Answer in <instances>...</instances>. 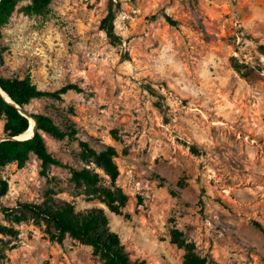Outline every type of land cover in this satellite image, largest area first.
Masks as SVG:
<instances>
[{
    "label": "rangeland",
    "instance_id": "rangeland-1",
    "mask_svg": "<svg viewBox=\"0 0 264 264\" xmlns=\"http://www.w3.org/2000/svg\"><path fill=\"white\" fill-rule=\"evenodd\" d=\"M25 4L3 29L0 75H29L46 91L79 86L26 109L74 124V139L44 134L49 153L127 200L113 213L69 169L44 172L35 156L2 168L0 204L12 210L0 212L12 231L0 233L3 263L103 264L69 235L53 241L54 226L23 209L67 202L104 208L132 260L184 264L175 228L206 264H264L253 225L264 227V0H53L35 17ZM81 142L115 149L116 188Z\"/></svg>",
    "mask_w": 264,
    "mask_h": 264
},
{
    "label": "trees",
    "instance_id": "trees-1",
    "mask_svg": "<svg viewBox=\"0 0 264 264\" xmlns=\"http://www.w3.org/2000/svg\"><path fill=\"white\" fill-rule=\"evenodd\" d=\"M53 0H1L0 1V42L3 38V29L9 23L10 18L21 3L23 5L19 11L28 17L45 16L50 11ZM112 10L104 22L114 21ZM171 21V20H170ZM174 23V22H173ZM108 36L114 40V27L111 24L107 28ZM264 53V47H261ZM2 60L0 57V67ZM0 88L17 106L12 105L0 94V120L4 119V136L19 138L30 128V120L22 115L17 107L26 108L35 100L61 101L63 96L71 91L82 92V89L75 84H69L57 91H46L40 89L27 75L24 78H5L0 75ZM36 119L35 134L26 140H6L0 142V172L2 168L15 164L23 168L31 157L38 158L43 167V171H48L52 166L69 169L72 172V180L85 185L111 212L120 214L121 208L126 204V197L120 190L98 187L99 178L97 174L89 169L76 170L55 158L47 149L44 134L52 138L63 141L66 138L74 139L77 134L75 125L70 123L66 126L58 124L52 117L44 113H32ZM83 152L92 156L96 164L103 168L111 180L112 187H115L119 177V170L114 162L116 151L112 147H107L100 153L91 149L87 143H80ZM7 192L6 183L0 177V198ZM30 212L42 217L52 224L56 230L51 234V239L59 243L63 242L69 235L74 240L94 248V252L100 255L103 264H145L144 261L132 260L125 250L119 235L113 232L109 226V217L104 208H91L83 212H75L74 207L67 203L45 204L44 206H26ZM0 212H12L11 209L2 208ZM264 235V227L259 222H253ZM12 231L7 227L0 226V233L6 234ZM172 243L185 251L184 264H206V259L201 258L195 252L193 244L188 243L181 236L177 229L171 230ZM3 251L0 249V264L3 263Z\"/></svg>",
    "mask_w": 264,
    "mask_h": 264
},
{
    "label": "water",
    "instance_id": "water-1",
    "mask_svg": "<svg viewBox=\"0 0 264 264\" xmlns=\"http://www.w3.org/2000/svg\"><path fill=\"white\" fill-rule=\"evenodd\" d=\"M1 1V0H0ZM0 94L5 98L6 101H8L9 103H11L12 105L14 106H17L13 101H11V99L2 91V89L0 88ZM5 94V96H4ZM19 112L24 115L25 117H27L29 120H30V128H31V120L34 121V128H33V135L35 134V130H36V119L32 116V114L26 109V108H20V107H17ZM29 128V129H30ZM6 140H22V139H19V138H14V137H2L0 138V142L1 141H6ZM26 140V139H25Z\"/></svg>",
    "mask_w": 264,
    "mask_h": 264
},
{
    "label": "bare ground",
    "instance_id": "bare-ground-1",
    "mask_svg": "<svg viewBox=\"0 0 264 264\" xmlns=\"http://www.w3.org/2000/svg\"><path fill=\"white\" fill-rule=\"evenodd\" d=\"M4 96H5V94H4ZM33 128H34V121L31 120V128L27 132H25L24 134H22L19 137V139L25 140V139L31 138L33 136Z\"/></svg>",
    "mask_w": 264,
    "mask_h": 264
}]
</instances>
